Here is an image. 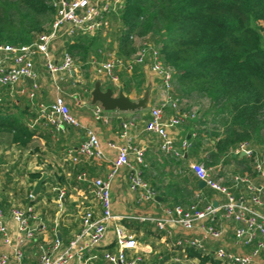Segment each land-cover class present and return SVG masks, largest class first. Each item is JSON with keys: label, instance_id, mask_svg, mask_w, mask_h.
Wrapping results in <instances>:
<instances>
[{"label": "built area", "instance_id": "obj_1", "mask_svg": "<svg viewBox=\"0 0 264 264\" xmlns=\"http://www.w3.org/2000/svg\"><path fill=\"white\" fill-rule=\"evenodd\" d=\"M123 0H55V17L47 33L40 35L37 41L23 47L10 45L0 46V87L12 88L26 80H32L30 92L27 94L30 103L36 96L38 89L35 79L34 60L41 58L56 91L54 101L49 105L38 104L36 121L51 129V133H60L67 128L82 129L84 137L70 156V163L79 166L82 161L103 163L107 161V152L113 153L109 170L104 178L91 179L88 174L80 170L75 180L89 188V193L99 206L101 214L96 217L94 211L86 209L81 216V229L68 243L64 244L55 238L49 246L40 247L37 264H91V253L104 243L108 226L119 222L123 217L112 213L111 188L120 173L126 170L128 189L136 194L137 203L153 202L156 191L144 180L140 166L144 165V151L134 146L129 139L128 132L135 128L134 119H130L121 126L118 135L120 142L109 141L105 148L91 129L84 128L65 102L58 82L63 81V75L78 68V63L65 50L59 64L53 62L49 47L58 38L65 36L72 39L76 35H94L105 24V16L110 11L121 7ZM140 46L126 66L131 71L132 65H148L150 72L158 80L160 88L166 95V101L158 106L151 107L149 119L145 123L144 131L156 136L160 140V151L163 155L182 159L184 153L191 148V142L184 139L176 145L171 137L170 130L184 125L188 119L198 117L195 112H181L178 102L172 98L173 85L172 69L166 67L159 56L158 49L153 48L145 40L136 41ZM9 61V64L6 62ZM95 67L98 75L106 82L117 86L116 71L122 63L112 55L103 62L94 59L89 61ZM88 94V90H84ZM88 96V95H87ZM169 103L175 110V115L165 118L164 108ZM77 106L85 101L75 99ZM92 119L96 123L107 124L105 111L98 104L91 108ZM195 137V135H191ZM229 154L250 160L254 178L248 174L225 173L219 175L215 167H205L201 163H192L190 170L198 180L205 183V187L220 195L222 201L214 206L212 203L199 208L192 204L187 208L175 205L165 209V216L159 219H150L156 229L164 231L167 226L175 225L184 232L198 231L199 235L181 238L175 241L174 246L192 248L200 254H208V241H218L223 235L224 228H216L211 223L222 221L233 224V246L250 248L246 254H236L219 248L214 252L216 260L226 264H255L264 253V214L259 211L264 205V147L259 151L247 143L239 144ZM133 156V163L130 162ZM56 204L63 206L64 190H57ZM235 191L238 194H235ZM199 201L202 198L198 197ZM197 199V200H198ZM10 220L14 229H9L4 213L0 207V241L8 252L0 254V264H23V248L33 242L39 235L47 231V225L37 215L33 207L25 209L14 208L10 213ZM114 226L113 242L115 252H106L102 256V264H138L142 260L136 254L140 249L137 240L128 235L118 223Z\"/></svg>", "mask_w": 264, "mask_h": 264}, {"label": "crops", "instance_id": "obj_2", "mask_svg": "<svg viewBox=\"0 0 264 264\" xmlns=\"http://www.w3.org/2000/svg\"><path fill=\"white\" fill-rule=\"evenodd\" d=\"M114 28L112 25L109 26L106 20L104 27L100 31L101 33L99 32V35L106 41L104 46L109 42H113L112 49L116 45V41L111 37ZM72 42L71 39L62 36L50 45L49 52L53 62L56 64L61 62L63 52L67 50L68 44ZM111 55L113 56V54ZM90 60L87 59L85 62L84 65L86 67L83 68V64L79 63L77 69L68 75L61 76L64 80L58 82L57 86L62 92L66 104L84 128L95 132L103 148L109 141L120 142L118 135L121 132L122 123L134 119L136 127L128 132L130 142L144 151L145 168H143L142 172L144 180L159 190L153 202L138 204L136 194L131 193L128 189L126 170L120 173L112 185L111 198L112 213L123 217V219L108 226L106 239L102 245L92 251L91 256L93 259L90 263L102 264L104 253L115 252L113 242L114 226L118 223L128 235L133 236L140 243L138 253L130 254L141 258L142 261L138 264H200V260L197 257H190L185 248L174 246L176 240L199 235L198 231L187 233L175 225L167 226L164 231H161L156 229L155 225L149 220L164 217L165 209L173 205L179 204L184 208L192 205L191 199L180 197L188 195V193L192 196L194 195L196 200L200 196L202 202L206 201L207 204L215 203L217 205L222 201L221 196L215 192L207 195L206 190L208 188L200 189L197 185L198 179L189 168L192 163H204V159L208 156L213 142L205 134H201L199 150L195 152L192 149L193 146H191L184 153L182 161L177 167L171 162V160H176L174 157L165 156L161 153L159 138L144 131L150 108L166 101V95L160 88L158 80L150 72L148 65L142 66L144 76L143 94L145 92L149 94L147 109L133 113L105 112V116L108 118L107 124L94 122L91 114V108L94 105L91 103L90 95L93 85L99 81L102 89H106L103 85L110 83L96 73L95 67L89 63ZM6 62L9 64V61ZM34 71L37 75L35 83H37L38 89L33 103L29 102L27 96L32 86V83L28 80L12 87L10 90L0 87V102L3 100V103H0V114L4 111L5 114L16 118L26 127L30 135L29 138L20 137L22 140L26 139L25 145L22 146L19 142L13 141L14 133L10 129L0 131V207L11 230L14 229V225L10 220V213L14 208L25 209L33 207L37 215L47 225L45 233L39 235L33 242L23 248V264H37L40 247L51 245L54 239L57 238V234H59L58 238L62 243H68L79 233L81 216L86 209L94 211L96 217L101 214L99 206L89 193V188L82 183H78L75 180V176L80 170H83L91 179L104 178L114 157L113 153L108 151L107 161L103 163L82 161L79 166H74L70 163V156L83 139L84 131L82 129L67 128L63 132L54 134L50 132L51 129L42 125L41 121H36L38 104L49 105L59 93L56 91V87L41 58L34 60ZM120 72L121 69L116 71L117 74ZM115 87V90H113L115 95L122 92L119 83ZM85 89L88 90V94L84 93ZM126 96L133 101H138L143 97V95L137 96L135 92ZM77 98L84 100L85 104L77 106L75 104V99ZM186 102L199 117L200 113L206 112L208 108L207 104L203 108L200 104L201 101L198 102L197 99ZM166 105L168 109L165 110L164 114L165 118H169L173 116L174 109L169 103ZM12 118H10V121ZM201 121L202 127L200 128L207 132L209 127H207L206 118L203 117ZM195 127L196 125L194 124ZM194 128H186L185 130L175 128L170 130L175 144L179 145L184 140V136L190 142L192 139L194 140V137L191 136L193 132H196ZM237 158L241 159L243 157ZM130 162H134L133 156H130ZM214 167L221 176L225 173H234L248 174L254 178L252 170L244 169L236 160L220 162ZM42 172L46 173L47 178L35 196L37 198L33 201V204H23V201L28 196L31 199L35 198L32 196V191ZM35 175H39V177L34 178ZM169 184L175 185L176 188L181 190L179 191L180 196L176 194L168 196L166 193L161 195L163 188ZM57 190H64L65 192L62 208H59L56 204ZM238 192L241 191H235V194H238ZM175 196H177L179 201L175 199ZM259 211L264 214V205ZM211 224L216 228H224V231L218 241L207 242V256L209 258H212L218 264H226L215 259L214 252L217 249H226L236 254L249 252L250 248L248 247L233 246V224L219 220ZM152 231L153 233L158 232V236L153 234ZM149 233H152V235ZM6 252H8V249L0 241V254ZM10 264L16 263L11 261ZM205 264L211 263L207 262ZM255 264H264V253Z\"/></svg>", "mask_w": 264, "mask_h": 264}, {"label": "trees", "instance_id": "obj_3", "mask_svg": "<svg viewBox=\"0 0 264 264\" xmlns=\"http://www.w3.org/2000/svg\"><path fill=\"white\" fill-rule=\"evenodd\" d=\"M54 1L0 0V46H28L47 33L56 14ZM106 20L115 27L111 36L116 41L115 48L112 49L113 42L104 47L105 39L99 35L103 26L94 35H76L71 39L67 52L72 58L84 68L87 59L101 62V56L106 61L113 54L122 63L117 74L120 90L126 95L135 92L142 96L143 65H132L131 71L126 66L139 49L136 41H147L158 49L162 63L173 71L171 95L181 112H193L186 101H208L206 112L177 127L185 130L196 125L191 140L195 152L199 150L201 134L213 142L202 165L214 167L236 160L244 169L251 170L250 160L233 158L229 153L244 142L255 150L264 147V0H123L121 7L106 14ZM103 86L116 88L110 84ZM167 109L165 105L164 112ZM2 112L0 131L10 129L13 141L24 146L26 139L20 137H30L26 127ZM209 116L213 126L206 132L200 128L201 119ZM181 161L171 160L176 167ZM143 168L144 165L140 166L141 174ZM150 186L158 194L159 190ZM163 189L161 195L180 196L181 190L175 185ZM206 191L207 195L213 192ZM180 197L191 199V204H198L199 208L207 204L190 193ZM36 198L28 196L23 204H33ZM185 250L190 257H197L200 264H218L192 248Z\"/></svg>", "mask_w": 264, "mask_h": 264}, {"label": "water", "instance_id": "obj_4", "mask_svg": "<svg viewBox=\"0 0 264 264\" xmlns=\"http://www.w3.org/2000/svg\"><path fill=\"white\" fill-rule=\"evenodd\" d=\"M32 82V80H28ZM91 95V103L93 105H100L105 112H113L118 111L121 113H133L138 111H143L147 109V103L149 100L148 92L143 94V97L138 101L131 100L128 96H126L123 92H119L117 95L114 94V91L111 88L102 89L101 83L97 81L94 83ZM240 155L239 157H242ZM234 157V156H233ZM47 175L45 172H42L40 179L37 180L33 191L32 196L35 197L43 182L46 180ZM197 185L200 189L205 188V183L201 180H198ZM216 206V204H213ZM57 239H59V234L56 235Z\"/></svg>", "mask_w": 264, "mask_h": 264}, {"label": "rangeland", "instance_id": "obj_5", "mask_svg": "<svg viewBox=\"0 0 264 264\" xmlns=\"http://www.w3.org/2000/svg\"><path fill=\"white\" fill-rule=\"evenodd\" d=\"M115 29V28H114ZM113 29V30H114ZM106 44V41H105V43H104V45ZM105 47V46H104ZM105 49V48H104ZM102 58H104V60H105V56L103 57V56H101ZM198 100V102H200V104L202 105V107L204 108V107H206V104H207V106H208V101L207 100H205V99H197ZM205 100V101H204ZM206 121H207V127H209V129L213 126V120L210 118V116L209 117H207L206 118ZM257 151H259V150H257ZM137 243L138 244H140L138 241H137ZM140 246V245H139Z\"/></svg>", "mask_w": 264, "mask_h": 264}]
</instances>
